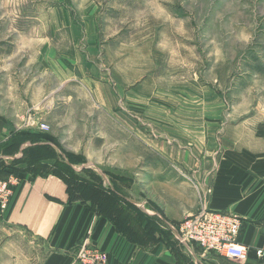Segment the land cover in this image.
<instances>
[{"label": "crops", "instance_id": "obj_1", "mask_svg": "<svg viewBox=\"0 0 264 264\" xmlns=\"http://www.w3.org/2000/svg\"><path fill=\"white\" fill-rule=\"evenodd\" d=\"M249 3H257L254 13L264 14V0ZM234 26L244 32L250 28L239 21ZM247 36L251 44L264 46V20ZM41 42L47 49L36 63L25 61L11 74L3 70L7 54L0 55V176L20 177L7 205L0 206V264H74L83 240L104 249L113 264H264V252L256 254V248L264 250L263 112L227 123L216 134L213 103L196 102L187 118L177 120L180 133L172 139L152 142L154 134L136 133L130 116L106 119L118 134L105 136L102 111L124 109L125 89L88 75L78 53L71 64L55 60L50 40ZM24 69L30 75L24 76ZM126 89L132 92L127 107H134L135 88ZM58 91L67 101L58 103ZM161 92L154 89L156 95ZM139 95L143 104L150 96ZM44 99L54 103L45 117L41 114L44 118L28 112ZM80 111L85 118L88 113L87 126H97L94 132L84 126ZM40 122L48 125L46 131L39 129ZM108 144L114 152L104 161ZM65 170L73 171L75 183ZM80 183H90L102 197L81 193ZM200 208L240 217L237 241L247 246L245 258L201 249L191 256L173 239L171 225Z\"/></svg>", "mask_w": 264, "mask_h": 264}, {"label": "rangeland", "instance_id": "obj_2", "mask_svg": "<svg viewBox=\"0 0 264 264\" xmlns=\"http://www.w3.org/2000/svg\"><path fill=\"white\" fill-rule=\"evenodd\" d=\"M254 1L0 0V55L6 53L8 60L3 70L11 74L25 61L35 64L40 51L47 49L41 40L49 39L50 57L71 64L78 53L88 75L107 85L117 81L125 89L120 102L124 109L102 111L103 135L118 134L106 119L126 121L130 116L136 133L154 134L152 142L172 139L180 133L177 120L187 118L196 102L213 103L219 120L215 119L216 134H221L227 123L264 114V64H259L264 62V46L251 44L247 36L264 20V14L253 12L257 3L249 2ZM237 21L250 24L249 30L238 31ZM126 88H135L134 107H127L126 96L132 97V92L126 93ZM154 89L165 92L156 95ZM139 93L150 95L144 104ZM58 99L67 101L61 92ZM47 101L35 103L28 112L45 117L53 103ZM78 116L84 126L96 130L85 124L88 113L87 118L82 111ZM76 129L83 131V126ZM126 130L124 126L121 133ZM109 147L103 148L104 161L110 160Z\"/></svg>", "mask_w": 264, "mask_h": 264}, {"label": "built area", "instance_id": "obj_3", "mask_svg": "<svg viewBox=\"0 0 264 264\" xmlns=\"http://www.w3.org/2000/svg\"><path fill=\"white\" fill-rule=\"evenodd\" d=\"M38 127L42 131L48 129L45 122H40ZM19 182L20 177L14 175L0 176L2 208L7 205L15 185ZM240 226V217L232 212L200 208L178 224H172L170 228L175 235L173 239L184 246L191 256L195 252L193 249H201L203 252H217L229 259H243L247 256V246L237 241ZM76 249L74 257L78 264H113L104 249L86 240L81 241ZM263 252V247L256 248L257 255H262Z\"/></svg>", "mask_w": 264, "mask_h": 264}, {"label": "trees", "instance_id": "obj_4", "mask_svg": "<svg viewBox=\"0 0 264 264\" xmlns=\"http://www.w3.org/2000/svg\"><path fill=\"white\" fill-rule=\"evenodd\" d=\"M70 174L72 175L73 174V176H74V173H73V171H70ZM70 179V182H76V180L74 179V178H68V180ZM81 185L82 186H84V187H81ZM78 187V186H77ZM80 191H81V193H86L89 197H91L93 200L95 199V196L97 197V199L99 198V197H102V193H101V195L99 196V194H98V189L97 190H95V188L90 184V183H87V184H85V185H83L82 183H80ZM92 203H95V201H92ZM136 209H137V207L136 206H134ZM103 208V207H102ZM116 211L118 212V213H120V211L119 210H117L116 209ZM151 229H153V227H151Z\"/></svg>", "mask_w": 264, "mask_h": 264}]
</instances>
